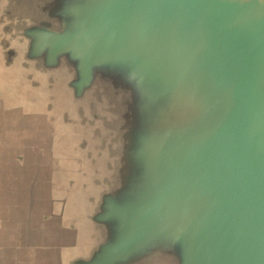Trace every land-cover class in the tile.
I'll list each match as a JSON object with an SVG mask.
<instances>
[{
	"label": "water",
	"instance_id": "obj_1",
	"mask_svg": "<svg viewBox=\"0 0 264 264\" xmlns=\"http://www.w3.org/2000/svg\"><path fill=\"white\" fill-rule=\"evenodd\" d=\"M0 264H264V0H0Z\"/></svg>",
	"mask_w": 264,
	"mask_h": 264
},
{
	"label": "flooded vegetation",
	"instance_id": "obj_2",
	"mask_svg": "<svg viewBox=\"0 0 264 264\" xmlns=\"http://www.w3.org/2000/svg\"><path fill=\"white\" fill-rule=\"evenodd\" d=\"M2 227V221L0 220V228Z\"/></svg>",
	"mask_w": 264,
	"mask_h": 264
}]
</instances>
